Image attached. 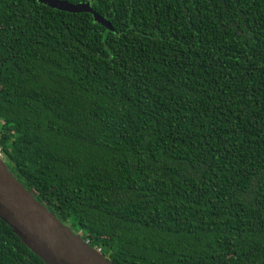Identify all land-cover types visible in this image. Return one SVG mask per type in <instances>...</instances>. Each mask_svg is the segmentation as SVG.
Instances as JSON below:
<instances>
[{
  "label": "trees",
  "instance_id": "16d2710c",
  "mask_svg": "<svg viewBox=\"0 0 264 264\" xmlns=\"http://www.w3.org/2000/svg\"><path fill=\"white\" fill-rule=\"evenodd\" d=\"M60 1L111 29L0 0L10 174L111 264H264V0Z\"/></svg>",
  "mask_w": 264,
  "mask_h": 264
},
{
  "label": "water",
  "instance_id": "95a60500",
  "mask_svg": "<svg viewBox=\"0 0 264 264\" xmlns=\"http://www.w3.org/2000/svg\"><path fill=\"white\" fill-rule=\"evenodd\" d=\"M36 1L58 11L93 13L89 3L72 5L60 0ZM93 18L111 29L104 18L95 13ZM0 220L45 264H111L99 250L90 247L37 202L34 195L10 174L1 158Z\"/></svg>",
  "mask_w": 264,
  "mask_h": 264
},
{
  "label": "built area",
  "instance_id": "2783aa9c",
  "mask_svg": "<svg viewBox=\"0 0 264 264\" xmlns=\"http://www.w3.org/2000/svg\"><path fill=\"white\" fill-rule=\"evenodd\" d=\"M0 158L2 159L3 157H2V153H1V149H0Z\"/></svg>",
  "mask_w": 264,
  "mask_h": 264
},
{
  "label": "clouds",
  "instance_id": "9594fccd",
  "mask_svg": "<svg viewBox=\"0 0 264 264\" xmlns=\"http://www.w3.org/2000/svg\"><path fill=\"white\" fill-rule=\"evenodd\" d=\"M3 159V158H2Z\"/></svg>",
  "mask_w": 264,
  "mask_h": 264
}]
</instances>
